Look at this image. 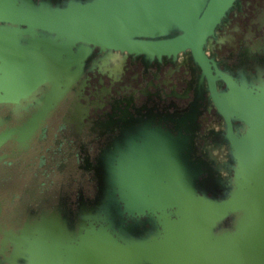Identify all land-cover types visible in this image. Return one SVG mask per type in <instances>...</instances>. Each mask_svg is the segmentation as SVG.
I'll use <instances>...</instances> for the list:
<instances>
[{"label": "water", "instance_id": "water-1", "mask_svg": "<svg viewBox=\"0 0 264 264\" xmlns=\"http://www.w3.org/2000/svg\"><path fill=\"white\" fill-rule=\"evenodd\" d=\"M238 1L0 0V103L47 86L41 120L99 55L102 67L187 54L200 71L188 109L140 119L106 148L88 216L26 226L8 264H264V73L206 55ZM204 94L221 161L197 155Z\"/></svg>", "mask_w": 264, "mask_h": 264}, {"label": "flooded vegetation", "instance_id": "flooded-vegetation-1", "mask_svg": "<svg viewBox=\"0 0 264 264\" xmlns=\"http://www.w3.org/2000/svg\"><path fill=\"white\" fill-rule=\"evenodd\" d=\"M219 42L222 49H213ZM206 48L223 72L239 66L247 75L264 73V0H239ZM102 60L93 59L83 89L75 86L43 120L47 86L17 104L0 103V264H8L26 226L88 216L98 163L123 129L152 116L166 120L194 100L200 71L187 54L160 64L122 54L100 67ZM198 104L197 155L221 161V121L208 94Z\"/></svg>", "mask_w": 264, "mask_h": 264}, {"label": "rangeland", "instance_id": "rangeland-1", "mask_svg": "<svg viewBox=\"0 0 264 264\" xmlns=\"http://www.w3.org/2000/svg\"><path fill=\"white\" fill-rule=\"evenodd\" d=\"M219 43H220V44H218V45H217V47H216V46H215V47H213V49H216V48H218V50H221V49H222V48H221V44H222V43H221V42H219Z\"/></svg>", "mask_w": 264, "mask_h": 264}, {"label": "bare ground", "instance_id": "bare-ground-1", "mask_svg": "<svg viewBox=\"0 0 264 264\" xmlns=\"http://www.w3.org/2000/svg\"><path fill=\"white\" fill-rule=\"evenodd\" d=\"M156 115V114H155ZM159 117V116H158ZM165 118V117H164ZM164 120V119H163ZM129 124V123H128ZM130 125V124H129ZM124 130V129H123ZM12 137V136H11Z\"/></svg>", "mask_w": 264, "mask_h": 264}]
</instances>
